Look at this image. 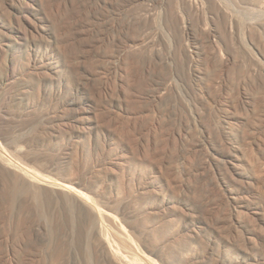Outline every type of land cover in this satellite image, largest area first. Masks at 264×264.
Segmentation results:
<instances>
[{"label":"rangeland","instance_id":"374dc122","mask_svg":"<svg viewBox=\"0 0 264 264\" xmlns=\"http://www.w3.org/2000/svg\"><path fill=\"white\" fill-rule=\"evenodd\" d=\"M153 1L0 0V148L87 194L0 167V264H109L93 222L81 217L88 201L115 215L105 232L127 264H150L144 255L167 264L148 251L156 244L171 264H264V0H219L223 14ZM4 25L10 40H1ZM55 37L64 40L59 51L41 61ZM120 50L128 54L115 81ZM206 161L209 177L199 171ZM211 180L235 190L239 211L260 226L246 228L252 234L244 230L237 245L207 250L218 235L193 239L191 229L203 222ZM223 209L211 220L234 235Z\"/></svg>","mask_w":264,"mask_h":264},{"label":"bare ground","instance_id":"6f19581e","mask_svg":"<svg viewBox=\"0 0 264 264\" xmlns=\"http://www.w3.org/2000/svg\"><path fill=\"white\" fill-rule=\"evenodd\" d=\"M162 1V0H161ZM161 1L160 0H154L153 1V3L155 4H158L159 2L161 3ZM163 1H165V0H163ZM182 2H183V4H184V6H186V8L187 9H189V11H194V10H197V11H199V10H202V9H207V7H208V9L207 10H210V12L212 13L213 11H215V12H217L218 14L219 13H222V11L224 10V8H223V10H222V7H221V3H219V0H182ZM206 7V8H205ZM193 13H195V12H193ZM215 14V13H214ZM223 14V13H222ZM216 16H217V14H216ZM218 17V16H217ZM208 18V17H207ZM211 18V17H210ZM209 19V18H208ZM214 22V21H213ZM231 22V21H230ZM232 23L229 25V23L225 26V27H227V28H231V31H232ZM4 29H5V32H4V34H3V37H2V39L1 40H10L9 39V37H8V33L10 32V29L7 27V26H5L4 25ZM228 30V29H227ZM229 31V30H228ZM53 37V36H52ZM60 38V37H59ZM59 38H57V37H55V39L54 40H46V42H48L45 46H46V48H47V50H46V52L41 56V61L42 60H44L46 57H47V55H48V53L50 52V54H54V53H57L58 51H59V49H60V45L62 44V42H64V40H59ZM215 40V39H214ZM114 42H116L115 40H108V43H112V45L114 44ZM216 42H218V41H216ZM116 44V43H115ZM219 44V43H218ZM2 45V44H1ZM8 45V47L10 46L9 44H7ZM3 46V45H2ZM123 48V47H122ZM124 49V48H123ZM125 51H126V49H124ZM221 51H222V49H220ZM227 50V49H226ZM2 51H4V47H2L1 49H0V55H3L2 53ZM125 51H123V50H120L119 51V55H118V61H117V59L115 60L116 61V63H115V65H114V69H113V67H112V65H111V75H113V78L115 79V81H120V79H121V77H119L118 78V76H119V72L121 71V63L123 62V60L126 58H124V54H128V51L125 53ZM187 52L189 53V56L190 57H192L193 58V54H192V52L193 51H189V50H187ZM126 54V55H127ZM14 56H13V54H8L7 55V58L8 59H10V58H13ZM122 61V62H121ZM44 63V62H43ZM113 63V64H114ZM30 65V64H29ZM145 69H147L146 67H143V69L142 70H145ZM137 75H139L140 77H142V76H144V74H147L145 71H139L138 69H137ZM121 76V75H120ZM138 76V77H139ZM137 77V78H138ZM137 80H140L139 78L137 79ZM136 80V81H137ZM141 81V80H140ZM134 82V81H133ZM138 82V81H137ZM142 82V81H141ZM140 82V83H141ZM80 85H79V89L81 90V91H86L87 90V83H79ZM132 85H133V83H131ZM130 84V85H131ZM142 85V84H141ZM127 86H128V84H127ZM131 87H133V86H131ZM106 88V87H105ZM107 89H110L109 87L107 88ZM126 89V88H125ZM130 90V89H129ZM61 93V92H60ZM131 93V92H130ZM129 96V95H128ZM138 97V96H137ZM20 116V115H19ZM20 119V118H19ZM231 128H232V126H231ZM5 129V128H4ZM233 129V128H232ZM5 133V132H4ZM181 133V132H180ZM188 134H189V132H188ZM207 134V133H206ZM210 134V133H209ZM187 134H183L182 133V135L180 136V138L182 139V142H185V143H187V145L185 144V146H184V148L186 147L187 148V146L188 147H190V149H192V150H194L195 149V147L193 146V145H195L196 146V143H193V145L191 144V142H189L190 140H188V138H187V136H186ZM211 135V134H210ZM209 135V137L210 138H208V140L210 139V141H211V136H213V135H211L210 136ZM191 138H193L191 135H189ZM205 136V135H204ZM208 136V135H207ZM190 138V139H191ZM193 139H191V141H192ZM212 140H213V138H212ZM199 141V140H198ZM190 143V144H189ZM189 144V145H188ZM198 144V143H197ZM204 144V143H203ZM206 144V143H205ZM201 145V144H200ZM199 145V146H200ZM1 147V146H0ZM3 147V146H2ZM232 147V146H231ZM197 148H198V146H197ZM16 149V148H15ZM199 149V148H198ZM237 149V148H236ZM239 149V148H238ZM191 150V151H192ZM205 150V149H204ZM5 151L6 150H4L3 148L1 149L0 148V167H2L3 169H5V170H7V171H14V173L17 175V176H19V177H21L20 179H23V180H25V181H29L30 183H34V184H36L37 183V185H40V186H46V187H49L50 189H54V190H60V191H63V192H67V193H73V194H75V195H77L78 197H80V198H82V199H85V201H86V198H87V194L86 193H84L82 190H80L79 188H77L76 186H74V184H75V182H74V180L73 179H69V178H67V179H65L63 182H59V181H56V180H51V178L49 179L48 177H46V176H42V175H39V173H37V172H35L33 169H31L30 167H28V166H25V165H23L22 163H20V162H18V161H14V163L12 162L13 161V159L11 160V159H7L8 157H5V155H4V153H5ZM196 151H198V150H196ZM201 151V150H200ZM208 151V150H207ZM19 152V151H18ZM199 152V151H198ZM198 152H197V154H198ZM206 152V151H205ZM17 153V152H16ZM20 153V152H19ZM189 153V152H188ZM200 153H202V152H200ZM226 153H228V152H226ZM6 154V153H5ZM13 154H14V152H13ZM193 155L194 154H196V153H192ZM191 154V155H192ZM203 154V153H202ZM201 154V155H202ZM15 155V154H14ZM189 155V154H188ZM204 155H206L205 153H204ZM231 155H233V153L231 154ZM235 155V154H234ZM232 156V157H234L235 159L234 160H238V158L237 157H235V156ZM16 156H17V154H16ZM200 156V155H199ZM190 157V156H189ZM189 157H187V158H189ZM203 157V156H202ZM194 158H195V155H194ZM199 158V157H198ZM252 158V157H251ZM250 158V159H251ZM254 158V157H253ZM204 159V158H203ZM203 159H202V161H203ZM239 159H240V157H239ZM255 159V158H254ZM257 159V158H256ZM255 159V160H256ZM207 160H209V159H207ZM233 160V161H234ZM241 160V159H240ZM240 160H238V161H240ZM199 161H200V159H199ZM198 161V162H199ZM210 161V160H209ZM258 161V160H257ZM191 162H193V161H191ZM201 162V161H200ZM248 162V161H247ZM253 162V161H252ZM256 162V161H255ZM187 163V162H186ZM190 163V162H189ZM202 163V162H201ZM249 163V162H248ZM258 163V162H257ZM188 165V164H187ZM197 165V164H196ZM195 165V166H196ZM208 165H209V163H208V161H206V162H204V164H203V166L201 167V169H199V171H201L200 173H201V175H207L208 176V173H209V171H211V168H209L208 169ZM251 165V164H250ZM255 165V164H254ZM193 166V165H192ZM198 166H199V164H198ZM234 167H236L237 165L236 164H234L233 165ZM211 167V166H210ZM256 167V166H255ZM258 167H259V165H258ZM185 168H186V166H185ZM199 168V167H198ZM227 169V168H226ZM255 169H257V168H255ZM191 170V169H190ZM258 170V169H257ZM235 171V170H234ZM256 171V170H255ZM263 171V170H262ZM187 172V171H186ZM225 172V171H224ZM230 172V171H229ZM228 172V173H229ZM258 172V171H257ZM261 172V171H260ZM154 173H157V175L158 176H156V178H159L160 177V175H159V171H154ZM227 173V172H226ZM259 173V172H258ZM257 173V174H258ZM230 174V173H229ZM228 174V175H229ZM237 173H235V175H236ZM256 174V173H255ZM260 174V173H259ZM263 174V173H262ZM231 175V174H230ZM185 176H187L186 174H185ZM191 176H193V175H191ZM202 176V177H203ZM209 177V176H208ZM211 177V176H210ZM215 177V176H214ZM232 177V176H231ZM234 177V176H233ZM258 177V176H257ZM259 177H261V176H259ZM189 178H191V177H189ZM188 178V179H189ZM203 179V178H202ZM205 179V178H204ZM217 179V178H216ZM234 178H232L231 180H233ZM183 180V179H182ZM261 180V179H260ZM219 181V180H218ZM217 180L215 181V180H211L210 181V183H206L205 185H207L208 187H209V189H208V192H207V186H206V188H205V190H206V192L208 193V196H207V198L205 197V199L203 200V202H199L200 204V207H199V205H198V207H199V209H200V211L198 212L199 214H198V216H199V218L201 217L202 219H203V222H202V220H201V222H202V224H201V226L199 227V228H196L197 226H195V228H192L191 229V237L193 238V239H198V238H200V236H201V233L202 232H209V230L210 231H212V233H215V234H217L218 235V237H219V240H214L212 237H211V239H209V243H207V250H210V248H212V247H216V246H219V245H221V244H223L224 242L225 243H227V245H228V247H231V245H232V243L234 244V245H237L238 244V240L242 237L243 238V236H242V233L244 232V230L246 229V228H249V227H253V226H251V225H255V223L256 222H259L260 223V219H255V220H253V217L251 218V217H248L247 216V214H243L241 211H239V209H238V206H237V198H238V196L236 197L235 195V193H234V191H233V189L231 190H228V188H225L224 187V185H223V183H221V182H218ZM239 182H237V184L238 183H242V182H240V180H238ZM178 182H180L179 180H178ZM232 182V181H231ZM183 182H181V184H180V186L179 187H181V188H183V184H182ZM233 184V183H232ZM231 184V185H232ZM235 184V183H234ZM239 184V185H240ZM244 185V184H243ZM242 185V186H243ZM81 186V185H80ZM226 186V185H225ZM241 186V187H242ZM197 188V187H196ZM196 188H192V189H195L196 190ZM202 188V187H201ZM230 188V187H229ZM247 188V187H246ZM245 188V189H246ZM177 189V188H176ZM191 188H190V190H192ZM244 189V190H245ZM195 190H193V191H195ZM200 190V189H199ZM204 190V189H203ZM237 190V189H236ZM247 190V189H246ZM249 190V189H248ZM252 190V189H251ZM239 191V190H238ZM237 192V191H236ZM199 193V192H198ZM204 193V192H203ZM207 193H206V195H207ZM229 194L230 195H232L231 197H229ZM198 198V197H197ZM89 200L91 199V198H88ZM87 199V200H88ZM92 200V199H91ZM200 201V200H199ZM197 202V201H196ZM85 203V202H84ZM94 203V202H93ZM91 201H88L87 202V205H82L81 206V217H83V220H84V222H88V220L90 221H92L93 222V234H94V238H95V247H96V249H97V251L100 253V257L104 260V261H106L107 263H109V264H111V263H113V264H127V261L126 260H124V258L122 257V255H120L118 252H117V250L115 249V247H114V244L112 243V242H110L109 241V239H108V237H107V234H106V232H105V220H106V218H109V219H113V218H116V217H114L115 215H113L110 211H111V209L109 208V210H101L100 208H98V206H96V205H94ZM185 205V204H184ZM222 206H224V207H222ZM184 207H186L188 210H189V207H188V205H185ZM219 207V210H221L222 211V209L223 208H225V207H228V209H229V207H230V216L228 217V219H229V224H230V227L232 228L231 230H232V232L234 233V235H231V236H225V235H223V233L224 232H222L221 230H222V228H223V226H221L220 227V224H222V223H214V222H217V221H212L211 220V218L212 217H210V214L212 215V216H214L213 215V212L215 211V209H217ZM220 207H222V209H220ZM185 208V209H186ZM191 208V207H190ZM227 209V208H226ZM225 209H223V211H224ZM190 211V210H189ZM217 211V210H216ZM220 211V212H221ZM228 211V210H227ZM227 211L225 210L224 212H226L227 213ZM218 212V211H217ZM216 212V213H217ZM183 213V212H182ZM185 213V212H184ZM195 213V212H194ZM215 213V212H214ZM186 214V213H185ZM190 214V213H189ZM219 214V213H218ZM226 215H228V214H226ZM188 216V215H187ZM186 216V217H187ZM223 216H224V214H223ZM190 217H193V215L191 216L190 215ZM215 217H216V215H215ZM224 218V217H223ZM223 218H221L222 219V221H223ZM219 220H220V218H218ZM217 219V220H218ZM225 219L226 220H224V221H227L228 219L225 217ZM250 219V220H249ZM213 220H216V219H213ZM251 222V224H250V222ZM221 222V221H220ZM227 223H228V221H227ZM225 224V223H224ZM256 225H258L257 223H256ZM255 225V226H256ZM258 226H260V225H258ZM229 226H227V228H230ZM257 227V226H256ZM224 228H225V226H224ZM223 228V229H224ZM254 228V227H253ZM226 229V228H225ZM224 229V230H225ZM255 230L257 229V228H254ZM253 229V230H254ZM223 230V231H224ZM247 231H249L250 233H251V229H247ZM246 230H245V232H247ZM253 232V231H252ZM255 232V231H254ZM248 233V232H247ZM252 234V233H251ZM203 236V235H202ZM210 236V235H209ZM212 236V235H211ZM190 237V238H191ZM215 238V237H214ZM244 239V238H243ZM249 240L251 241H254L253 243L254 244H257L258 242H256L255 240H253V237L250 235V237H249ZM203 241V240H202ZM251 241V242H252ZM210 246H212V247H210ZM256 248H258V245H256L255 246ZM162 248V247H161ZM160 247H159V245H157L156 244V246H154L153 248H151V249H148V251L151 253V255L152 256H154V257H157V258H159L160 260H162L163 262L165 261L167 264H169L170 263V261H171V259H169V255L165 252V251H163L162 249H161ZM213 248V249H214ZM166 249V248H165ZM212 249V250H213ZM240 249V248H239ZM168 251V250H167ZM169 252V251H168ZM174 255V254H173ZM144 257V259L146 260V261H148L150 264H157L156 263V260H154L152 257H150V256H147V255H144L143 256ZM221 258V257H220ZM170 260V261H169ZM215 260V259H214ZM221 260V259H220ZM195 261V260H194ZM203 260H201V262H202ZM224 261V260H223ZM218 263H219V261H218ZM171 264V263H170ZM219 264H226L225 262H220ZM235 264H239L238 262L237 263H235Z\"/></svg>","mask_w":264,"mask_h":264}]
</instances>
